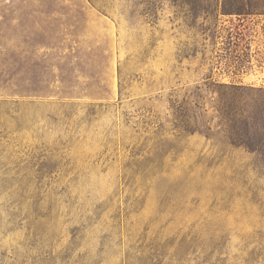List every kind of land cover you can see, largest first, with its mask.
Here are the masks:
<instances>
[{
	"label": "rangeland",
	"instance_id": "obj_1",
	"mask_svg": "<svg viewBox=\"0 0 264 264\" xmlns=\"http://www.w3.org/2000/svg\"><path fill=\"white\" fill-rule=\"evenodd\" d=\"M222 2L0 0V264H264V131L218 102L264 15Z\"/></svg>",
	"mask_w": 264,
	"mask_h": 264
},
{
	"label": "trees",
	"instance_id": "obj_2",
	"mask_svg": "<svg viewBox=\"0 0 264 264\" xmlns=\"http://www.w3.org/2000/svg\"><path fill=\"white\" fill-rule=\"evenodd\" d=\"M264 0H223L221 12L227 15H264L259 5ZM229 100H218L219 113L226 121V130L231 143L255 149L258 144L252 135L264 131V88L241 85H222Z\"/></svg>",
	"mask_w": 264,
	"mask_h": 264
}]
</instances>
